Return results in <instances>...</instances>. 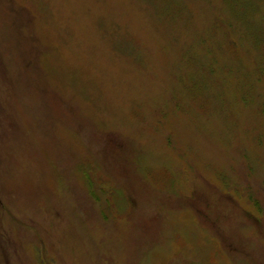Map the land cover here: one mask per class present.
Segmentation results:
<instances>
[{
  "label": "rangeland",
  "instance_id": "374dc122",
  "mask_svg": "<svg viewBox=\"0 0 264 264\" xmlns=\"http://www.w3.org/2000/svg\"><path fill=\"white\" fill-rule=\"evenodd\" d=\"M0 264H264V0H0Z\"/></svg>",
  "mask_w": 264,
  "mask_h": 264
}]
</instances>
